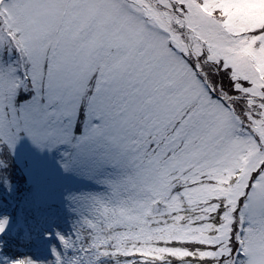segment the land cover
Listing matches in <instances>:
<instances>
[{
    "label": "snow or ice",
    "instance_id": "snow-or-ice-1",
    "mask_svg": "<svg viewBox=\"0 0 264 264\" xmlns=\"http://www.w3.org/2000/svg\"><path fill=\"white\" fill-rule=\"evenodd\" d=\"M261 17L0 0V264H264Z\"/></svg>",
    "mask_w": 264,
    "mask_h": 264
},
{
    "label": "rangeland",
    "instance_id": "rangeland-1",
    "mask_svg": "<svg viewBox=\"0 0 264 264\" xmlns=\"http://www.w3.org/2000/svg\"><path fill=\"white\" fill-rule=\"evenodd\" d=\"M253 19H255V17H253ZM260 19L262 22H264V17H261Z\"/></svg>",
    "mask_w": 264,
    "mask_h": 264
}]
</instances>
